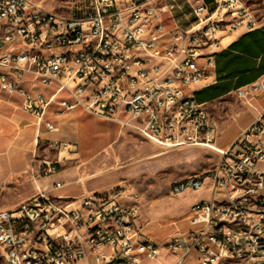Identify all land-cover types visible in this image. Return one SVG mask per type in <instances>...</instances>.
Wrapping results in <instances>:
<instances>
[{
    "label": "built area",
    "instance_id": "obj_1",
    "mask_svg": "<svg viewBox=\"0 0 264 264\" xmlns=\"http://www.w3.org/2000/svg\"><path fill=\"white\" fill-rule=\"evenodd\" d=\"M0 0V92L48 132L46 120L81 109L164 150L219 156L209 173L174 181L169 196L206 191L172 221L163 248L186 264H264V76L233 96L253 120L226 149L219 122L195 101L208 87L224 41L257 24L241 0ZM51 88L45 95L40 89ZM49 149L72 153L67 143ZM43 161L39 176L58 172ZM61 189L60 182L53 183ZM140 195L117 185L74 198L38 191L0 211V264H141L160 247L138 227ZM185 222L181 230L178 223Z\"/></svg>",
    "mask_w": 264,
    "mask_h": 264
},
{
    "label": "crops",
    "instance_id": "obj_2",
    "mask_svg": "<svg viewBox=\"0 0 264 264\" xmlns=\"http://www.w3.org/2000/svg\"><path fill=\"white\" fill-rule=\"evenodd\" d=\"M262 76H264V22L250 31H241L224 41L222 49L215 56L210 85L195 88L192 96L202 105L223 103L236 89L247 86ZM40 90L45 95L52 92L51 88ZM21 103L22 100L18 96L0 92V188L12 184H26L33 187V195L42 191L49 196L60 198H74L101 190L89 185L88 181L92 176L85 174L99 152L90 155L83 147L91 136L90 120L107 121L93 117L81 109L54 115L55 107H50L46 113V120L52 122L57 130L48 132L43 125H37L35 119L22 110ZM250 122L239 128L234 138ZM222 125L219 124V138ZM123 131L118 127L117 138L121 137ZM233 139L223 149H226ZM115 141L103 148L100 155L111 148ZM51 142L67 143L73 146L75 151L60 153L57 157V153L49 149ZM57 158L60 163L58 172L48 177L39 176L42 162L54 161ZM56 182L62 184L61 189L52 188ZM75 188L81 190L78 195L72 194ZM10 209L12 208L7 210ZM144 235L160 247V255L155 264L175 263L176 258L162 247L171 235L163 243L153 240L147 231ZM145 262L147 260L141 264ZM186 264H196L195 256L187 260Z\"/></svg>",
    "mask_w": 264,
    "mask_h": 264
},
{
    "label": "rangeland",
    "instance_id": "obj_3",
    "mask_svg": "<svg viewBox=\"0 0 264 264\" xmlns=\"http://www.w3.org/2000/svg\"><path fill=\"white\" fill-rule=\"evenodd\" d=\"M64 0H48L43 4L47 10L63 12L60 5ZM248 8L257 25L264 22V0H241ZM218 120L222 129L217 146L225 148L234 138L239 128L253 118V112L246 110L235 96L228 97L223 103L204 105ZM224 122V123H223ZM91 136L83 149L90 155H99L91 163L85 174L92 177L89 185L105 189L117 185H127L142 198L137 225L151 238L160 243L174 233L172 221L181 220L190 207L208 198L206 191L188 192L183 196H169L172 182L189 176L209 173L219 160V156L209 150L197 147L160 149L134 134L124 130L117 138L118 126L110 122L91 119ZM116 140V141H115ZM115 144L102 155L103 148ZM80 188L72 194L78 195ZM33 187L26 184L10 185L0 188V211L14 208L34 195ZM181 230L185 222L178 223ZM144 264H155L147 261Z\"/></svg>",
    "mask_w": 264,
    "mask_h": 264
}]
</instances>
